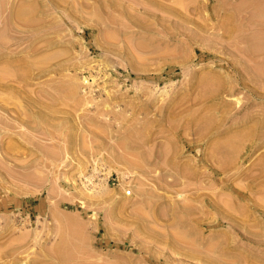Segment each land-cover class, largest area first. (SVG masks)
Segmentation results:
<instances>
[{
	"label": "rangeland",
	"instance_id": "rangeland-1",
	"mask_svg": "<svg viewBox=\"0 0 264 264\" xmlns=\"http://www.w3.org/2000/svg\"><path fill=\"white\" fill-rule=\"evenodd\" d=\"M0 40V264H264V0H0Z\"/></svg>",
	"mask_w": 264,
	"mask_h": 264
},
{
	"label": "bare ground",
	"instance_id": "bare-ground-1",
	"mask_svg": "<svg viewBox=\"0 0 264 264\" xmlns=\"http://www.w3.org/2000/svg\"><path fill=\"white\" fill-rule=\"evenodd\" d=\"M22 14V13H21ZM12 41V40H11ZM10 41V42H11ZM9 42V40H8ZM9 42V43H10ZM7 41L5 42L4 40H0V59L3 57H9L10 53L6 52V44ZM9 45V44H8ZM20 62H23L24 64H26V61L22 60ZM16 64L18 63H15V64H9L7 66H10V67H18ZM20 64V63H19ZM18 64V65H19ZM5 68V67H4ZM25 77H27V75L25 74H20L19 72H15V71H7L6 69L4 70H1L0 71V115L1 116H4L5 117V121L2 120L1 116H0V138L2 137V135H4L5 133H8L7 135H11L13 134V132H9L11 129L8 128L9 126V122H12L14 120V118L10 117L11 116V112H12V109L9 108L8 104H7V100L5 99V97L2 95L3 91L6 90V92L11 89L10 86L12 85V82L14 80H19L21 81L22 79H24ZM23 81V80H22ZM14 83V82H13ZM207 84V83H206ZM7 92V93H8ZM11 92V90H10ZM13 92V91H12ZM205 92V91H204ZM203 92V93H204ZM5 94V93H4ZM8 121V123H7ZM13 124V123H12ZM1 142V140H0ZM227 144V143H226ZM225 145V144H224ZM228 145V144H227ZM219 148V146H217ZM221 147V145H220ZM224 149V147H222ZM224 159V158H223ZM262 161V160H261ZM262 163V162H261ZM264 164V163H262ZM261 164V165H262ZM232 207V206H231ZM236 218V217H235ZM233 218V219H235ZM236 222V221H235ZM153 236V235H152ZM68 256V255H67ZM70 258V257H69Z\"/></svg>",
	"mask_w": 264,
	"mask_h": 264
},
{
	"label": "built area",
	"instance_id": "built-area-1",
	"mask_svg": "<svg viewBox=\"0 0 264 264\" xmlns=\"http://www.w3.org/2000/svg\"><path fill=\"white\" fill-rule=\"evenodd\" d=\"M130 193V191H126V194H129Z\"/></svg>",
	"mask_w": 264,
	"mask_h": 264
}]
</instances>
